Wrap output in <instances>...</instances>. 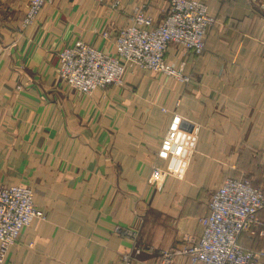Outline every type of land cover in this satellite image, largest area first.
Instances as JSON below:
<instances>
[{"label":"crops","instance_id":"obj_1","mask_svg":"<svg viewBox=\"0 0 264 264\" xmlns=\"http://www.w3.org/2000/svg\"><path fill=\"white\" fill-rule=\"evenodd\" d=\"M196 1L216 19L206 52L174 45L165 58L189 83L129 67L123 87L79 96L58 54L79 41L114 53L122 27L140 12L161 21L170 0H60L27 27L28 0H0V185L31 188L47 216L23 229L9 264H118L125 230L182 248L225 180L264 191V0ZM238 243L264 250L257 228Z\"/></svg>","mask_w":264,"mask_h":264},{"label":"built area","instance_id":"obj_2","mask_svg":"<svg viewBox=\"0 0 264 264\" xmlns=\"http://www.w3.org/2000/svg\"><path fill=\"white\" fill-rule=\"evenodd\" d=\"M60 0H28L24 26H31L44 7ZM122 0H112L114 10ZM132 26L122 27L115 40L113 54L96 49L84 41L67 47L58 54V76L79 96H90L110 87H123L129 67L161 74L182 83L190 77L185 65L176 68L166 62L171 46L202 56L206 52L209 29L216 19L208 6L196 0H170L161 21L140 12ZM31 188L0 185V264H9V250L18 244L24 228L35 220H46V214L34 202ZM209 215L201 220L202 235L182 248L156 250L139 242L132 230L124 233L131 240L129 251L120 255L118 264H133L145 255H157V264H261L263 251L245 248L238 243L242 233L252 228L261 230L264 222V191L247 179L230 178L213 193Z\"/></svg>","mask_w":264,"mask_h":264},{"label":"rangeland","instance_id":"obj_3","mask_svg":"<svg viewBox=\"0 0 264 264\" xmlns=\"http://www.w3.org/2000/svg\"><path fill=\"white\" fill-rule=\"evenodd\" d=\"M206 43H207V41H206ZM111 54H113V53H111ZM166 55H167V54H166ZM180 66H181V65H180ZM187 76L190 77V75H187ZM189 82H190V81H189ZM189 82H188V83H189ZM113 87H114V86H113ZM110 88H111V87H110ZM162 111H163V112H166L165 109H163ZM209 205H210V204H209ZM145 246H146V245H145ZM13 247H14V246H13ZM251 250H255V251H261V250H262V251H264L263 249H252V248H251ZM124 253H125V252H124ZM154 256H157V255H154ZM157 257H158V256H157ZM142 258H143V257H142ZM142 258H141V259H142ZM141 259H139V261H140ZM159 261H160V260H159ZM135 263H136V262H135ZM158 263H159V262H158Z\"/></svg>","mask_w":264,"mask_h":264},{"label":"trees","instance_id":"obj_4","mask_svg":"<svg viewBox=\"0 0 264 264\" xmlns=\"http://www.w3.org/2000/svg\"><path fill=\"white\" fill-rule=\"evenodd\" d=\"M243 234V233H242ZM242 246V245H241ZM243 247H245V246H243ZM245 248H248V247H245ZM249 249H251V248H249ZM262 251V250H261ZM264 252V251H263ZM264 260V259H263Z\"/></svg>","mask_w":264,"mask_h":264}]
</instances>
